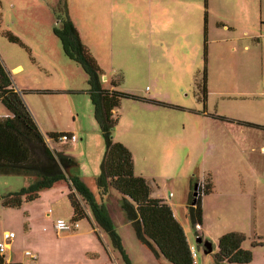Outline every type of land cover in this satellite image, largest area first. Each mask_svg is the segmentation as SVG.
<instances>
[{
    "label": "rangeland",
    "instance_id": "374dc122",
    "mask_svg": "<svg viewBox=\"0 0 264 264\" xmlns=\"http://www.w3.org/2000/svg\"><path fill=\"white\" fill-rule=\"evenodd\" d=\"M66 16L102 69L103 88L151 94L165 103L121 99L114 109L113 139L130 150L134 173L147 179L153 196L173 210L196 264H229L218 263L215 253L218 237L230 231L245 235L241 246L252 253L245 264H264V0H0V60L6 67L22 64L17 74L9 73L50 148L64 150L77 163L81 159V171L79 164L73 170L89 175L92 151L103 139L90 124L87 75L54 32L64 28ZM204 76L206 104L195 85ZM5 113L0 102V116ZM67 131L77 140L47 137ZM79 131L89 138L86 147ZM27 179L0 175V195ZM208 181L213 189L201 194L197 229L188 205L195 183L203 188ZM120 198L110 189L105 202L129 262L170 264L161 255H148L133 226L122 225ZM4 209L0 199V235L5 228L18 233L17 216ZM70 209L69 203H57L50 216L34 220L31 236L19 235L8 252L23 258L22 264H82L84 241L69 237V230L58 236L50 225L57 215L68 222ZM78 224V231L89 226L86 218ZM198 235L212 242V251L196 242ZM32 247L42 252L37 261L24 255ZM100 249L107 254L103 245Z\"/></svg>",
    "mask_w": 264,
    "mask_h": 264
},
{
    "label": "trees",
    "instance_id": "16d2710c",
    "mask_svg": "<svg viewBox=\"0 0 264 264\" xmlns=\"http://www.w3.org/2000/svg\"><path fill=\"white\" fill-rule=\"evenodd\" d=\"M63 26V29L55 28L54 32L60 38L66 55L80 64L87 75L88 95L106 145L101 172L95 179L96 192H93L82 176L71 173L77 166L72 155L50 148L22 95L15 87L9 71L0 60V102L9 112L6 116H0V175H20L31 180L28 185L18 190L0 195L2 205L17 208L24 201L36 199L41 190L65 182L73 221L91 216L96 225L107 234L124 264H130L104 202L110 189H114L120 193V207L141 242L153 245L170 264H196L184 229L175 218L171 207L164 199L151 195V186L147 179L134 173L130 150L113 139L117 122L114 109L118 107L121 99L160 105L165 103L125 91L103 88L101 77L104 73L89 48L82 43L68 16L65 17ZM9 39L18 41L13 36H9ZM195 85L199 90L196 95L205 103V76L196 79ZM216 117L225 119L222 116ZM239 123L254 125L248 121ZM58 134L49 133L47 137L57 140ZM201 186L197 184L196 195H193V190L188 205L189 215L195 226L201 224V194L213 189L210 181L206 182L203 188ZM244 239V233L239 231H230L219 236L216 261L229 264L250 262L251 251L241 246Z\"/></svg>",
    "mask_w": 264,
    "mask_h": 264
},
{
    "label": "crops",
    "instance_id": "0c3cea01",
    "mask_svg": "<svg viewBox=\"0 0 264 264\" xmlns=\"http://www.w3.org/2000/svg\"><path fill=\"white\" fill-rule=\"evenodd\" d=\"M7 67H6V69L8 71L14 72L16 74L19 72V70H21L23 68L22 64H20V63H14L12 65H8ZM18 83L20 84V86H24L19 81H18ZM23 89L26 90L27 92H31V90H32V89H28L27 87H23ZM17 90L20 91L18 88H17ZM20 92L22 93V91H20ZM148 96H149L148 98L154 99V97H152L151 94H149ZM206 100H207V95H206ZM206 100H205V104H206ZM142 102H145V101H142ZM145 103H141V105H148V106L153 105V104H150L148 102H145ZM140 107H143V106H140ZM32 108H31V111L34 113ZM92 111H93V117H94V110H92ZM204 114L206 115V113H204ZM3 115H7V114L5 113ZM35 116L36 115L34 113V117ZM35 118H37V116ZM92 119L95 121L91 120V123H90L91 127L92 128H94V127L98 128V130H99V127H98V124H97L95 117ZM37 121H38L37 125H38L40 131L42 132L43 135H45L43 132L44 128H43L40 120L38 119ZM72 131H73V129H72ZM67 132H70V131H67ZM79 133L82 136V134L84 132L79 131ZM100 135H101V138L103 139V143L102 142H101L102 144H100V142L96 143L97 145H95L96 147H95L94 151H92L93 156H91L90 158H93L94 162H92V161L89 162V167L91 168L89 175L80 174L79 172H77L75 170L71 171L72 174L82 176L86 180L88 185L91 187L93 192H96L95 179L101 172V164L103 161L104 152H105V148H106L104 137H103L101 131H100ZM83 136H84L83 141L80 142V144H83L82 147H86L87 145H89V143H88L89 138L87 137L86 133H84ZM56 151H64V150L61 149V150H56ZM87 153H88V150H86V155H87ZM67 154H69V153H67ZM77 164H79L78 165L79 167H77V168H79L78 171H81L80 169L83 165L82 160L79 159V163H77ZM136 175H141V174H136ZM87 176H89L88 181H87ZM30 182H31V180L27 179V181L24 182L23 186L28 185ZM67 191H68L67 190V184L65 182H59V183H56L49 188H45V189L41 190L39 192V196L36 199H34L32 201H24L17 208H8V207H4L2 205L5 208L3 211H8L9 213L17 216L18 219L16 221L15 230H17L18 233H15L14 231H12L11 229H8V228H5L3 230V234H4V232H14V237L6 240L5 250L2 253H0V259H1L0 264H22V263H20V261L23 260V258H18V257H16V255L13 252H8V251L13 249V246L15 245V241L19 235H22L23 238L26 236L27 237L31 236V234L33 233V229H31V228H32V224H33L34 220H37L39 217L50 216V214L52 212H54L55 205L57 203L58 204L59 203H66V204L69 203V200L67 198ZM151 195L153 196L152 190H151ZM153 197H155V196H153ZM104 202H105V200H104ZM105 204L107 206L106 202H105ZM8 209H14V210H11V212H10V210H8ZM8 212H5V213H8ZM123 213H124V211H123ZM109 214H110V210H109ZM173 214H174V212H173ZM72 215H73V212H72V208H71L70 212L68 213V217H69L68 222L73 221ZM110 217H111V214H110ZM59 218H62V217L60 215H57L55 217V221ZM111 219H112V217H111ZM86 220L88 221V225H89L88 227L84 226L80 231H78V228L80 227V225L78 224V227L75 230H71V233L69 234V237H71V238H77L80 241H84V244L82 245L84 248H82V249L84 250L83 255L85 254L86 261H84L82 264H124L119 253L116 251V249H114L112 247V244H111L110 239L108 238L107 234L100 227H98L96 225V223L94 222V220L92 219L91 216L86 218ZM122 220H123L122 225H132L127 220L126 215H125V218L124 217L122 218ZM55 221H54V219L50 220V225L53 228H54ZM76 222L78 223V221H76ZM112 222H113V220H112ZM115 228H116L118 234L120 235V232L118 231L119 230L118 227L115 226ZM51 230H53V229H51ZM55 231L57 232V235L59 233H61L60 231H57L56 229H55ZM52 232H54V231H52ZM3 234L0 235V241L2 240ZM136 237H137V235H136ZM120 238H122L121 235H120ZM137 239H138V237H137ZM121 241H122V239H121ZM138 241H140V240H138ZM187 241L189 243L188 239H187ZM99 242L101 243V246H100ZM189 244L191 247L192 244L191 243H189ZM102 245L104 246V248L106 250V253H107L106 255L103 254L101 249H100V247L102 248ZM143 247H144L143 250L148 255L155 256L156 259H159L161 254L157 251V249L153 245L144 243ZM32 248H34L35 252L30 251V253L32 254V256H35V258L34 257L32 258L29 255H27L25 253L26 251L24 252V255L29 256L30 258L34 259V261H37L39 258L42 257V252H40V249L38 250L37 247H32ZM123 248H124V246H123ZM124 250H125V248H124ZM125 252H126V250H125ZM96 259H98L99 261ZM34 264H36V262ZM38 264H47V263H42L39 261Z\"/></svg>",
    "mask_w": 264,
    "mask_h": 264
},
{
    "label": "built area",
    "instance_id": "2783aa9c",
    "mask_svg": "<svg viewBox=\"0 0 264 264\" xmlns=\"http://www.w3.org/2000/svg\"><path fill=\"white\" fill-rule=\"evenodd\" d=\"M57 140H62V141H66V142H73L75 140H77V136L75 133L72 132H62L59 133L57 135ZM262 150L264 151V146H262ZM54 227L56 228L57 231H65V230H75L78 227V223L77 222H67L62 218H59L55 221L54 223ZM196 228L200 229V224H196ZM14 237V232H4L3 236H2V240L0 241V253H2L5 250V242L6 240L10 239ZM191 249V253L192 256L195 258L196 257V253L193 249V246L190 247ZM27 255L31 256L32 258L35 256H32V254L30 253V251H26L25 252Z\"/></svg>",
    "mask_w": 264,
    "mask_h": 264
},
{
    "label": "water",
    "instance_id": "95a60500",
    "mask_svg": "<svg viewBox=\"0 0 264 264\" xmlns=\"http://www.w3.org/2000/svg\"><path fill=\"white\" fill-rule=\"evenodd\" d=\"M19 93L21 94L20 91H19ZM196 187H197V184H195V186H194V192H193V195H196V191H195ZM196 242L199 243V244L202 243L205 252H210V251H212L213 245H212V242H211V241H209V240H204V241H203V240H202V237L200 236V237H197V238H196Z\"/></svg>",
    "mask_w": 264,
    "mask_h": 264
}]
</instances>
